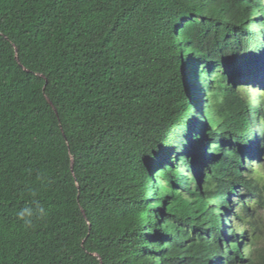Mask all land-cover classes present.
I'll return each instance as SVG.
<instances>
[{
    "label": "trees",
    "instance_id": "trees-1",
    "mask_svg": "<svg viewBox=\"0 0 264 264\" xmlns=\"http://www.w3.org/2000/svg\"><path fill=\"white\" fill-rule=\"evenodd\" d=\"M173 1L0 0V264H198L165 237L182 212L195 214L188 202L201 201L195 189L180 186L185 193L178 194L171 169L161 167L193 110L179 49L190 41L197 70L219 66L230 46L210 38V25L238 29L245 20L242 13L208 15L211 4L194 0L173 11ZM181 22L187 32L176 45L174 23ZM130 87L140 88L137 100L118 114L111 98ZM218 88L204 103L209 127L193 142L218 141L206 162L212 180L228 164V139L255 143L242 91ZM152 126L156 135L144 140ZM147 192L162 209L159 241L138 229ZM253 238L248 255L240 252L242 264H264L256 231Z\"/></svg>",
    "mask_w": 264,
    "mask_h": 264
},
{
    "label": "clouds",
    "instance_id": "clouds-1",
    "mask_svg": "<svg viewBox=\"0 0 264 264\" xmlns=\"http://www.w3.org/2000/svg\"><path fill=\"white\" fill-rule=\"evenodd\" d=\"M180 1H173V11L176 10ZM193 3H197V6L200 7H207L208 4H211L208 15L217 14L225 19L233 13H242V18L245 21L238 29H231V25L225 21L210 25L213 26L210 38L213 36L217 39L221 38L223 44L230 46V49L227 54H224L219 66L214 67L207 64L201 66L199 70L194 65V59L190 58L192 55L189 51L191 46H188L190 41L183 44V37L187 29L182 22L181 24L174 23L176 45L183 44L179 49L185 63L183 79L186 96L190 98V109L193 107V110L186 114L184 124L179 132L180 139L176 137V140H180L179 145L175 147L173 154L161 167L164 169L165 166H169L171 169L169 176L178 194L195 189L201 201L198 207L194 208L191 207L192 204L189 201L186 207L192 208L195 214L186 217L185 212H182L180 219L172 221L174 230H171L165 237L168 244L175 247L178 255L183 259L190 256L198 264H234V262L242 264L240 263L241 253L244 254L245 251L244 255H248V250L254 247L253 233L255 231L258 235L257 249L264 250V248L258 247L260 231H257L260 230V211L264 210V190L261 188L264 185V150L260 141L262 139L264 142V129L261 130L264 128V88L259 100L252 101L254 97L247 93V89L253 83L243 84V82L258 80L264 76V55L260 52V50L264 52V0H194ZM185 12H189V9H186ZM179 20L185 21L186 17H181ZM221 29L223 30L221 31ZM231 32H236L237 36L228 35ZM233 56H236L235 60L232 59ZM189 60L190 62H188ZM203 70L207 75L199 74ZM260 83H264V78L260 80ZM219 84L232 87L237 92L242 91V99L249 104V109L252 112V131H255V137L252 139H255V143L254 145H244L243 142L228 139L224 147V155L229 157L225 160L228 164L224 168L222 176L212 180L213 174L208 169L206 162L208 156L211 155L209 150L214 149L213 144L218 141L209 143L208 137L205 142L200 141L198 145L193 142H196L200 137L198 130L201 126L209 127L205 115L208 110L204 103L208 100L213 88H217L220 94ZM201 86L204 90L205 88L208 90V96H203V101L196 102L198 96L201 98ZM139 89L130 87L116 96H112L110 108L118 113L122 106L126 107L132 101L137 100ZM133 91H136L135 94H130ZM124 94L133 96L126 99L128 101L126 105L120 104L122 99L125 101ZM215 103L212 101L211 105ZM149 129L153 131L149 132ZM157 131L158 128L154 126L146 128L144 140L150 139L147 137L149 133L154 132L155 136ZM184 132L186 133L182 135ZM203 138L204 136L201 140ZM182 153L187 158L185 162H180L177 158ZM241 158H243L242 161ZM177 162L183 164L186 170L183 171L184 173L178 167ZM240 165L244 167H240L238 170ZM181 174L184 179H181ZM252 179L256 184L248 186L247 181ZM154 183L166 187L167 181L163 180V184L159 181H154ZM188 183L191 184V187L188 186ZM180 186H183L185 191ZM230 188H233L234 191H229ZM149 195L150 193L147 192L144 204L149 200L151 203L144 206V210H141L137 216L139 219L138 229L146 234L151 241H159L155 235V224L160 221L158 216L159 213L162 215V209H154L152 202L155 200L149 198ZM253 198H256V201H252ZM187 199L195 201L196 198L187 197ZM26 223L30 226V221H26ZM143 224L145 226L142 230ZM246 244H249V247ZM213 253L215 256H212Z\"/></svg>",
    "mask_w": 264,
    "mask_h": 264
},
{
    "label": "rangeland",
    "instance_id": "rangeland-1",
    "mask_svg": "<svg viewBox=\"0 0 264 264\" xmlns=\"http://www.w3.org/2000/svg\"><path fill=\"white\" fill-rule=\"evenodd\" d=\"M260 52L262 53V55H264V52H263V50H260ZM235 58H236V56H233L232 57V59L233 60H235ZM188 62H190V60L188 61ZM257 66H259V65H257ZM221 75L223 74L222 73V71H221V73H220ZM262 78H264V76L262 77ZM261 78V79H262ZM214 79V78H213ZM261 79H258V80H254V81H249V82H243V84H246V83H253L251 86H250V88H248L247 89V93L249 94V95H251L252 97H254L253 99H252V101L253 100H255V99H258L259 100V98H260V96L262 95L261 94V92H262V89L264 88V83H260V80ZM203 84H204V82H203ZM198 88H199V83H198ZM201 98L198 96L197 98H196V102H199V101H203L204 99H203V96H208V90H206V88H205V90H204V88L201 86ZM135 92L136 91H133L132 93H130V94H135ZM130 94H127V95H125V101H124V99H122L121 101H120V104H122V105H126L127 103H128V101L126 100V99H129L130 97H133V96H131ZM124 95H121V96H124ZM124 98V97H123ZM262 129V128H261ZM151 131H153L152 129L150 130L149 129V132H151ZM186 132H184L182 135H184ZM152 136H154V132L153 133H149L148 134V136L147 137H149V138H151ZM253 137H255V135H253ZM177 164H178V167L180 168V170L182 171V173H184L183 171H186L185 170V168L183 167V164L182 163H180V162H177ZM183 176V174H181V177ZM181 179H184V177H182ZM157 180L161 183V184H163V180L162 179H160L158 176H157ZM181 181V180H180ZM188 186L189 187H191V184L190 183H188ZM244 200V199H243ZM252 201H256V198H253V200ZM263 203H264V200H263ZM260 215H261V217L259 218V224H260V233H259V235H260V242H259V245H258V247L259 248H264V210H261L260 211ZM144 229V227L142 228V230ZM247 243H248V241H247ZM247 245V247H249L248 245L249 244H246ZM246 245H245V249H246ZM244 254H245V251H244Z\"/></svg>",
    "mask_w": 264,
    "mask_h": 264
},
{
    "label": "bare ground",
    "instance_id": "bare-ground-1",
    "mask_svg": "<svg viewBox=\"0 0 264 264\" xmlns=\"http://www.w3.org/2000/svg\"><path fill=\"white\" fill-rule=\"evenodd\" d=\"M153 129V128H152ZM263 129V128H262Z\"/></svg>",
    "mask_w": 264,
    "mask_h": 264
},
{
    "label": "water",
    "instance_id": "water-1",
    "mask_svg": "<svg viewBox=\"0 0 264 264\" xmlns=\"http://www.w3.org/2000/svg\"><path fill=\"white\" fill-rule=\"evenodd\" d=\"M94 255H96V254H94Z\"/></svg>",
    "mask_w": 264,
    "mask_h": 264
}]
</instances>
